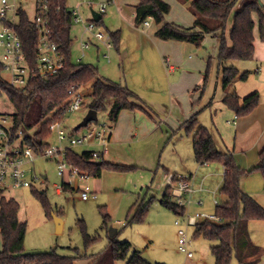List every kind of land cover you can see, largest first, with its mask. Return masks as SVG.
I'll return each mask as SVG.
<instances>
[{
	"label": "rangeland",
	"instance_id": "374dc122",
	"mask_svg": "<svg viewBox=\"0 0 264 264\" xmlns=\"http://www.w3.org/2000/svg\"><path fill=\"white\" fill-rule=\"evenodd\" d=\"M133 1L135 0H115L109 6L107 4L103 23L100 25L96 23L93 33L102 31L112 40L109 61L104 57L106 51L103 48L98 51V41L91 33L86 32L83 23L73 22L71 29L74 40L72 57L75 62H78V51L82 41L90 39L93 44L85 50L81 62L96 67L98 77L127 86L149 105L152 115L141 109L122 110L116 128L111 130L108 112L114 99L107 98L105 107L97 112L98 120L91 123V126L104 125L113 133L107 160L113 159L132 168L125 171L104 169L100 177H89L87 181L76 179L72 185L73 190L60 191L58 185H62L63 180L67 181V176L62 177L58 174L56 160L37 154L34 161L26 163L25 166L39 178H43V181L36 180L34 185L28 188L6 189L4 194L20 203L19 219L27 223L25 248L28 252H47L56 249L61 254L75 255L74 248H77L80 253H84L86 250L82 224H85L90 234L100 233L99 241L87 251L95 257L102 256L107 251L108 235L115 229L119 232L117 236L119 241L128 240L132 243L131 252L142 248L156 262L183 264L187 256L179 250V227L175 224L179 219L180 226L186 228L188 238L191 240L190 250L195 255L194 259H200V264H216L210 250V246L216 242L204 237H194L195 227L188 226L186 218L195 213H215L216 204L212 192L217 190L218 203L224 199L220 192L223 172L209 177L204 182L205 170L200 169L201 166L194 158L192 138L181 126L198 112V122L212 131L217 146L223 150L228 149L224 134L232 130L231 123H228L232 118L226 113L228 106L224 105L222 97L228 89H231V92L237 89L240 94L247 96L258 91L260 101H264V82L257 79L255 73H251L247 80L236 78L226 89L223 87L222 66L218 61L220 44L218 39L223 34L228 38L232 26L231 28L226 26L225 30L221 29L216 36L206 35L199 46L188 42V46L183 50H174L170 44L173 42H168L161 48L151 40L154 39L153 30L156 28L153 21L151 27L145 29L143 26L136 27L134 18L131 20L132 6L126 3L132 4ZM165 1L171 5L166 18L180 20L189 18L190 12L186 5L177 4L174 0ZM261 1L264 4V0ZM76 2L77 0H68L72 9ZM120 4L128 8L127 11H121L118 7ZM93 10L98 11L96 8ZM80 13L85 20H89L92 13L90 4L86 2L80 8ZM30 15L33 17V9H30ZM256 18L258 29V16ZM232 20L233 16L228 22ZM193 24L191 21V25L186 27ZM115 31H120V42L117 46L113 44L110 34ZM2 59L3 49L0 47V61ZM236 63L241 71L248 68L245 67L247 65H254L248 60H237ZM1 76L9 79L6 70L2 71ZM80 91L85 95V103L79 110L67 113L63 121L66 133H71L90 110L88 103L91 83L83 85ZM14 111L15 108L7 94L1 92L0 114L10 118ZM48 142L51 145L60 143L56 131L52 132ZM63 144L68 145V141H63ZM233 144L230 145L233 147ZM73 149L82 152L88 147L78 146ZM254 156L255 153H248L250 160ZM237 163L243 169L252 168L241 165L238 160ZM220 165L217 162L211 164L215 168ZM253 173L242 177H249V187L257 189L261 186L258 180L260 176L258 179L255 176L252 178ZM173 174H177L179 178L187 177L193 188L192 193H185L182 197L186 206V211L182 215L174 214L160 202L168 186L166 176ZM86 182L91 187V193L87 200H83L77 186ZM177 184L178 181H174L172 187H176ZM35 190L44 191L48 209L34 194ZM200 200L203 201L202 205L199 204ZM142 202H149L150 205L145 221L126 225L127 216H132L137 205ZM105 212L110 215L107 224H104ZM58 214L63 221L60 232L56 231L54 220V215ZM2 247L0 234V250ZM81 260L77 263L85 264L89 261ZM126 263L127 260L120 262ZM231 264H237L235 257Z\"/></svg>",
	"mask_w": 264,
	"mask_h": 264
},
{
	"label": "trees",
	"instance_id": "16d2710c",
	"mask_svg": "<svg viewBox=\"0 0 264 264\" xmlns=\"http://www.w3.org/2000/svg\"><path fill=\"white\" fill-rule=\"evenodd\" d=\"M188 5L194 14L193 26L184 27L166 19L171 5L165 0H139L135 6V25L144 26L151 17L156 24L155 35L163 40L185 41L200 45L206 35L216 30H225L228 19L233 16V24L229 37L224 34L220 37L218 59L222 66V84L226 88L239 75L234 65H228L231 60H251L255 53L254 29L256 23L253 15L258 16V31L260 39L264 41V4L261 0H181ZM49 26L52 39L57 43L58 50L63 56V67L55 74L47 77L36 76L30 79L25 87L11 85L1 76L3 71L0 65V93L5 92L12 102L15 111L11 115L14 131L22 130L24 142L35 152H40L50 146L48 138L52 131L50 113L54 120L64 121L69 104V91L91 83L89 93L90 109L99 112L105 107V100L113 98L114 102L108 112V118L114 125L119 114L124 109H141L152 115L149 106L137 93L119 83L98 77V70L91 64L81 61L75 62L72 57L74 43L71 29L73 25V9L68 0H50ZM103 17L96 22L103 23ZM216 22L217 24H211ZM18 31L23 42L24 52L31 67L36 64V53L39 35L36 27L27 13H22ZM113 44L120 42V31L111 32ZM248 71L241 77L246 80ZM198 86L196 87V89ZM222 101L233 109L237 116H244L252 112L259 104L258 91L241 99L237 93L224 95ZM197 113L187 119L181 127L186 129L192 138L195 160L198 163H220L225 172L220 188L224 199L216 204L215 213L223 220L222 223L203 221L195 226L194 237H204L216 242L210 246L216 264H231L235 257L239 264H256L264 253V248L255 244L249 233L251 220H264V207L249 193L245 192L240 184L242 176L259 171L264 177V145L259 152V161L251 169H243L229 149H220L212 131L198 122ZM4 115V114H0ZM67 160L91 177H100L104 169L125 171L131 166L106 160H94L90 151L78 152L70 148L67 151ZM177 174H173V181H178ZM64 190H73L64 183ZM46 209L48 202L44 191H34ZM161 204L176 215H182L186 206L180 205L172 193L170 186L163 193ZM136 212L127 216L126 225L142 223L149 211V202L137 205ZM20 203L13 197H7L0 190V234L3 247L0 250V264H77L81 259L94 258L91 264H115L119 260H127V264H149L140 253L132 251V243L128 240L119 241L118 231L108 235V249L102 255L95 257L87 251L100 239V233L90 234L85 224H82V235L86 252L80 253L77 248L75 255H65L56 249L47 252H28L25 248L27 223L19 219ZM48 213V212H47ZM59 216V214H58ZM110 215L104 213V224H107ZM84 223V222H82ZM156 264H165L156 262Z\"/></svg>",
	"mask_w": 264,
	"mask_h": 264
},
{
	"label": "built area",
	"instance_id": "2783aa9c",
	"mask_svg": "<svg viewBox=\"0 0 264 264\" xmlns=\"http://www.w3.org/2000/svg\"><path fill=\"white\" fill-rule=\"evenodd\" d=\"M90 5L97 4L98 12L102 15L107 10V3L99 0H81ZM49 4L50 0H0V47L3 49V59L0 65L3 70L9 74L7 80L11 85L16 87H25L30 79L40 76L47 77L55 74L63 67V56L58 50L57 43L52 39L49 26ZM30 9H33V17L30 15ZM22 13H27L36 27L39 35L38 48L36 53V64L31 67L26 54L24 52L23 42L20 37L18 26ZM153 19L149 17L144 25L149 26ZM73 22L83 23L86 32L91 33L98 41V51L103 48L106 52L104 57L110 60L109 51L112 47V40L102 31L93 33L96 28V21L93 18L85 20L78 7L73 8ZM81 48L78 51V62L82 61L85 50L90 48L93 42L88 39L83 40ZM81 87L71 89L67 106L69 111L79 110L85 103V95L80 91ZM52 123L50 130L56 131L59 139L58 145H51L40 152H35L30 145L24 142V134L22 130L14 131L12 118L6 115H0V190L28 188L34 185L36 180L43 181L30 169L26 168V163L33 162L36 155L54 159L58 164V174L62 177L67 176V181L63 180L62 185H58V190H64V183L73 188L76 179L88 180L87 173L81 171L77 166L72 165L67 160V151L70 148L78 146L97 145L90 151V156L94 160H103L108 153L109 143L111 140V132L104 125L91 126V122L87 127L78 130L73 129L71 133H66L63 128V121L54 120V116L50 113ZM110 127V126H109ZM67 140L68 145H64L63 141ZM64 179V178H63ZM168 186L172 187L173 175L166 176ZM77 190L81 191V198L87 200L91 193V187L88 182L81 186H77ZM190 180L187 177L178 179L176 187H172V193L180 205H184L182 197L185 193H192ZM215 204H218L216 198L217 191L212 192ZM199 204H203L200 200ZM203 221H211L214 223H222L223 220L216 213L210 214L206 212L190 214L186 218L188 226H196ZM179 234V250L191 258L194 253L190 250L191 240L188 238L187 230L180 226V220H176Z\"/></svg>",
	"mask_w": 264,
	"mask_h": 264
},
{
	"label": "crops",
	"instance_id": "0c3cea01",
	"mask_svg": "<svg viewBox=\"0 0 264 264\" xmlns=\"http://www.w3.org/2000/svg\"><path fill=\"white\" fill-rule=\"evenodd\" d=\"M99 1L106 2L108 4V6L111 3L115 2V0H99ZM174 1L177 4L180 3L183 5H186L188 8V5L186 3H184L183 1H181V0H174ZM138 2H139V0H135L132 2V4L126 3V5L132 6V11H133L132 15L133 16H131L132 17L131 20H133V18H134V25H135V6H136V4H138ZM84 4H86V2H83L81 0H77V2L74 4L73 8H75V6H76L80 9ZM108 6H107V8H108ZM118 7L121 11H124V12L127 11V9H128V8L124 7V5H121V4L118 5ZM93 8H96L98 10V5L97 4L90 5L91 11ZM188 10H189V8H188ZM106 12H107V10H106ZM106 12L104 14H106ZM189 12H190V16L186 20H180L179 18H173V17H167L166 19L169 22H173L175 24L186 27L188 25H191V21H192V23H194V21H195L194 14L190 10H189ZM256 17L257 16H255V14H254L253 19L256 23V26L254 29L255 53H254L253 58L251 60H248V61L253 62L254 65H247L245 67H248V68H245L244 71H241L239 66L236 63L237 60H231V61L227 62V64L228 65H234L238 68L239 75L237 78H239L241 80H243L241 77L242 73L245 71H248L249 75H248L247 79L251 76V73L252 74L255 73L256 74L255 76L257 77V79H261L262 82H264V41L260 39L259 32L257 29V18ZM91 18H92V13H91L89 19H91ZM152 21L154 22V20H152ZM210 23L214 24V25L217 24L216 22H210ZM232 24H233V20H232V22L231 21L227 22V26H230V28H231ZM136 27H138V26H136ZM143 27L145 29L150 28L151 23L149 26L144 25ZM189 27H191V26H189ZM156 28L153 30L154 34L156 32ZM218 31H220V30H216L209 35L216 36V35H218ZM151 40L155 44H158L159 47H161V48H164V45L168 44V42H173L170 44H172L174 50H176V49L177 50L178 49L183 50L184 48H186L188 46L187 44H189L188 42H185V41L159 39V38L155 37V35H154V39H151ZM218 41H220V39H218ZM219 47H220V44H219ZM172 52L174 55V51H172ZM218 54H219V52H218ZM165 60H167V58H165ZM218 61H219V59H218ZM195 90H196V88H195ZM231 91H232L231 89H228L227 92L225 93V95L230 94V93H237L241 97V99H243L244 97L247 96L245 94H240L237 89H235L233 92H231ZM147 106H149V105H147ZM225 106L227 107V105H225ZM227 108L228 109H227L226 113L229 117L232 118V120H228V123H231L232 130L231 131L228 130L227 133L225 132V134L223 133L224 138L228 143V149L232 150L234 156H236L238 162L241 165H243V166L245 165L247 167L256 166L258 161H259V152L264 145V101H260L259 105L246 116H237L236 112L233 109H231L229 107H227ZM118 120H119V118H118ZM117 123H118V121L114 125H112V124L110 125L111 130H114L116 128ZM202 125H204V124H202ZM230 136H231V138H230ZM112 137H113V133L111 132V138ZM110 141H112V140H110ZM231 143H234L233 147L230 145ZM87 147H88V149H85V150H90V148H92V149L98 148V146L94 145V144L88 145ZM192 147H193V142H192ZM85 150H83V151H85ZM251 152L255 153V156L252 158V160H250L248 158V153H251ZM109 155H110V151L108 150V153L105 156L106 160H107ZM194 158H195V156H194ZM109 161L115 162V160H113V159H111ZM198 164L201 166L200 169H202V171L205 170L204 171L205 178L203 179L204 182H206L209 179V177L211 178V177L218 175L219 172H223L222 177L224 176L225 168L222 164L220 165L222 167L219 166L216 168L211 166L212 163H198ZM251 176H252V178H253V176H255L256 179H258V176H260L258 180H260L259 183L261 184V186L257 189L250 188L249 187V183H250L249 177H242L241 181H240L241 187L245 192L252 194L264 206V177L261 175V173L259 171H254L253 175H251ZM215 191H217V190H215ZM249 233H250L252 241L255 244L260 245L264 248V220H251L249 222ZM194 258H195V255L191 258L187 257V259H185L186 262L183 264H200V262H201L200 259H194ZM93 260H94V258H89V261L87 263L85 262V264H91V262ZM120 262H121V260L116 261L115 264H120ZM236 262H237V264H239L237 260H236ZM163 263H165V262H163ZM256 264H264V253L261 256L259 262Z\"/></svg>",
	"mask_w": 264,
	"mask_h": 264
},
{
	"label": "water",
	"instance_id": "95a60500",
	"mask_svg": "<svg viewBox=\"0 0 264 264\" xmlns=\"http://www.w3.org/2000/svg\"><path fill=\"white\" fill-rule=\"evenodd\" d=\"M261 3H262V1H261ZM91 12H92V18L96 22H98L103 17V15L101 13H99L98 11H95V10L92 9ZM97 120H98L97 111L95 109H90L88 111V113L86 114V116L83 118V120L75 127V130H78V129L82 128V127H87L89 125V123L95 122ZM54 220H55V224H56V231L60 232L62 230L63 221L57 215H54ZM115 232H116V230L113 229L110 232V235H114ZM136 251L140 253L141 258L145 262H147L149 264H156V261H154L150 257V255L145 250H143L142 248H138Z\"/></svg>",
	"mask_w": 264,
	"mask_h": 264
}]
</instances>
